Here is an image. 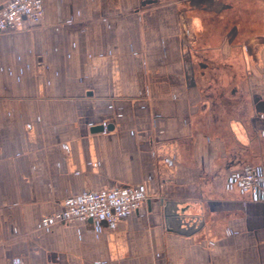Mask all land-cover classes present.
Listing matches in <instances>:
<instances>
[{"label":"crops","instance_id":"0c3cea01","mask_svg":"<svg viewBox=\"0 0 264 264\" xmlns=\"http://www.w3.org/2000/svg\"><path fill=\"white\" fill-rule=\"evenodd\" d=\"M43 4L0 33V264H264V201L225 182L264 167L263 37L228 0ZM140 184L115 228L40 225Z\"/></svg>","mask_w":264,"mask_h":264},{"label":"built area","instance_id":"2783aa9c","mask_svg":"<svg viewBox=\"0 0 264 264\" xmlns=\"http://www.w3.org/2000/svg\"><path fill=\"white\" fill-rule=\"evenodd\" d=\"M43 5V0H10L0 8V33L18 29L23 18L40 22L44 16ZM167 161L171 163V160ZM225 182L228 189L236 188L240 194H248L250 201H264L262 164H248L242 171L232 172ZM147 197L146 188L141 184L86 190L62 200L61 208L43 216L40 225L49 229L56 223L92 219L97 232L102 225L115 228L123 218L138 210Z\"/></svg>","mask_w":264,"mask_h":264},{"label":"rangeland","instance_id":"374dc122","mask_svg":"<svg viewBox=\"0 0 264 264\" xmlns=\"http://www.w3.org/2000/svg\"><path fill=\"white\" fill-rule=\"evenodd\" d=\"M216 4L218 9L220 4ZM227 5L230 8L227 21L239 25L240 37L260 36L264 39V0H228ZM261 49L264 53V47ZM241 68L239 74L242 75Z\"/></svg>","mask_w":264,"mask_h":264},{"label":"water","instance_id":"95a60500","mask_svg":"<svg viewBox=\"0 0 264 264\" xmlns=\"http://www.w3.org/2000/svg\"><path fill=\"white\" fill-rule=\"evenodd\" d=\"M110 127H113V126H107V128H110ZM103 129H104V125H97L92 128L93 131H101ZM87 221L94 223L92 219H88Z\"/></svg>","mask_w":264,"mask_h":264}]
</instances>
